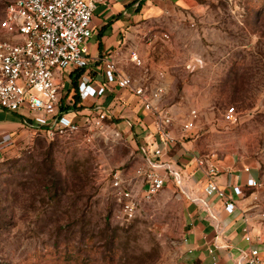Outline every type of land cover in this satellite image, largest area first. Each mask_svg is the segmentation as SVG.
<instances>
[{"label": "rangeland", "instance_id": "rangeland-1", "mask_svg": "<svg viewBox=\"0 0 264 264\" xmlns=\"http://www.w3.org/2000/svg\"><path fill=\"white\" fill-rule=\"evenodd\" d=\"M197 1L208 4L200 11L210 18L199 26L206 29L201 48L209 53L211 65L200 71L183 69L162 100L170 107L183 95L184 111L197 106L206 112L199 134L185 140L194 141L218 165L217 175L232 169L225 163L238 161L258 172L260 185L245 189L243 208L264 244V0ZM7 2L0 0V21ZM157 27L144 30L155 34ZM2 33L0 28V37ZM57 81L65 102L69 88L62 73ZM196 83L203 96L200 103L191 98ZM232 105L237 118L226 120L224 111ZM121 119L112 115L105 134H95L93 140L86 139L85 130L51 138L25 127L13 138H0V264L188 261L182 243L191 202L185 179L178 183L173 178L143 201L132 220L121 223L118 218L121 205L113 174L121 170L141 192L136 171L145 162L137 134L129 133ZM114 127L120 132L117 138L112 137ZM186 264L206 263L197 259Z\"/></svg>", "mask_w": 264, "mask_h": 264}, {"label": "built area", "instance_id": "built-area-1", "mask_svg": "<svg viewBox=\"0 0 264 264\" xmlns=\"http://www.w3.org/2000/svg\"><path fill=\"white\" fill-rule=\"evenodd\" d=\"M109 2L110 0H8L0 21V28L3 30L0 37V108L10 111L42 110L46 114L31 113L23 121L48 137L55 138L85 130L86 139L93 140L95 134L104 135L112 121H108L112 113L103 101L108 85L115 83L118 87L132 91L143 107L153 114L155 131L140 143V150L145 158L144 164L136 171L141 176V192L131 186L133 181H128L121 170L117 169L112 177V186L121 205L118 218L121 223H126L136 216L143 201L152 199L173 178L181 183L182 175L174 164L160 158L165 153L166 145L177 140L172 132L174 117L160 105L166 87L158 84L149 91L144 80L139 81L132 73L121 70L114 55L95 57L91 54L89 43L93 35L94 11L98 4ZM165 36H169L168 33ZM130 58L137 65L143 64L135 50L131 52ZM94 60L103 62V78L87 72ZM202 65L203 62L199 59L186 64L190 69ZM70 67L82 72L76 91L82 99L91 101L85 112H65L61 109V85L57 81V75L63 74ZM191 115L192 118L183 123L186 132L197 126L199 111L192 109ZM224 118L230 121L237 118L235 105L224 111ZM115 128L112 130V137L117 138L120 132ZM105 139H109L108 135ZM207 158L202 154L198 157V163L205 167L207 176L206 196L214 200L222 199L224 209L229 214L233 213L239 207L236 197L244 196L246 188L259 187L260 179L252 174L244 176L243 172L251 171L250 166L246 165L236 172L237 181L231 183L228 190L217 181L218 165ZM186 194L192 197L188 186ZM207 197L201 199L203 209L215 216L216 212L212 209L214 200L208 201ZM244 221L241 230L248 247L237 257L236 264H264L260 248L263 239L253 232L247 214ZM182 243L187 262L197 260L198 253L189 244V230L185 231ZM204 253L210 257V264H220L214 246H208Z\"/></svg>", "mask_w": 264, "mask_h": 264}, {"label": "crops", "instance_id": "crops-1", "mask_svg": "<svg viewBox=\"0 0 264 264\" xmlns=\"http://www.w3.org/2000/svg\"><path fill=\"white\" fill-rule=\"evenodd\" d=\"M206 7H208L207 3L204 4L197 0H110L109 3H100L93 16L91 54L95 57L114 55L119 61L121 70L132 73L139 81L144 80L149 91L156 85L163 84L166 87L164 97L173 86V82L179 79V73L183 69L191 72L200 71L211 65L209 53L201 48L206 29L199 26L201 22L210 18L205 14L203 16L200 11ZM153 27L158 28V32L155 34L144 30L146 28L151 30ZM165 33L169 34L168 39L163 37ZM157 40L164 42H156ZM156 47L159 49L155 50ZM133 50L137 51L142 58V65H137L131 60ZM148 54L153 56L158 54L160 58L155 61L152 56L147 57ZM196 59L201 60L203 65L195 69L187 68L186 64ZM68 69V71L64 70L63 77H65V84L68 85L69 91L66 94V101H62L61 107L66 105L76 92L78 81L82 75V72L77 68L70 67ZM103 69V62L94 60L87 72L103 78ZM77 72L80 74L75 82L73 77L77 75ZM73 83L76 85L74 86ZM192 92V101L200 103L203 96L199 83L194 84ZM162 99L160 104L167 107L166 109L174 117L172 132L177 140L175 143L166 145L165 153L160 158L174 164L179 169L182 180L185 179L186 186L189 187L192 196L190 197L186 229L190 233L189 244L195 247L198 260L206 264L211 263L210 257L204 253L208 246L216 248L220 264H236L237 257L248 247V242L243 238L241 230L245 222L244 216L248 215L243 208L245 195L236 197L239 207L230 214L224 209L222 199L214 200L212 197L206 196L205 167H201L198 163L201 151L194 141H186L185 137H195L199 134L206 122L205 115L207 114L200 107L194 106L199 111L197 126L190 132H186L183 129V123L190 120L192 115L190 110L184 111V107L180 106L184 103L185 96H178L170 107L165 105V98L164 101ZM103 101L112 115L122 118L121 124L127 126L129 133L137 134L139 142H144L155 131L153 114L143 107L140 99L132 91L110 83ZM90 102L89 99H82L84 107L80 109V112L87 111ZM28 116L27 111L23 109L10 111L0 108V138L6 139L7 136L13 138L16 132L21 131L23 127L37 131L23 121V118ZM79 117L78 114L77 118ZM113 125L118 126L119 122L114 120ZM225 165H229L232 169L219 174L217 181L221 186L230 190L229 185L237 181L236 172L242 170L246 164L238 161L234 164L228 162ZM163 170L165 171L164 168ZM249 174L258 177V172L254 168L249 173L243 172L244 176ZM206 197L208 201L214 200L212 209L217 216L210 215L203 209L204 205L201 199H206ZM260 248L264 255L263 243L260 244Z\"/></svg>", "mask_w": 264, "mask_h": 264}, {"label": "trees", "instance_id": "trees-1", "mask_svg": "<svg viewBox=\"0 0 264 264\" xmlns=\"http://www.w3.org/2000/svg\"><path fill=\"white\" fill-rule=\"evenodd\" d=\"M79 72H77V75L73 77L74 81L77 82V77L79 76ZM82 107H84V104L82 103V99L78 92L76 91L69 99V102L66 105H63L61 107L62 111H72V110H80Z\"/></svg>", "mask_w": 264, "mask_h": 264}]
</instances>
